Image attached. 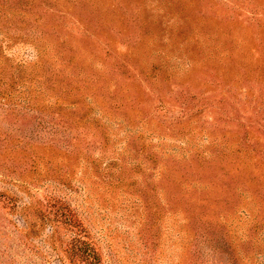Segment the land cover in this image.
I'll list each match as a JSON object with an SVG mask.
<instances>
[{
    "label": "rangeland",
    "instance_id": "obj_1",
    "mask_svg": "<svg viewBox=\"0 0 264 264\" xmlns=\"http://www.w3.org/2000/svg\"><path fill=\"white\" fill-rule=\"evenodd\" d=\"M78 236L264 264V0H0V264Z\"/></svg>",
    "mask_w": 264,
    "mask_h": 264
},
{
    "label": "trees",
    "instance_id": "obj_2",
    "mask_svg": "<svg viewBox=\"0 0 264 264\" xmlns=\"http://www.w3.org/2000/svg\"><path fill=\"white\" fill-rule=\"evenodd\" d=\"M57 211L63 218L66 217L74 221L78 220L77 214L68 206H58ZM75 223L77 222H74V224ZM77 226H79V224H77ZM69 251L83 264H100V256L95 250L94 245L84 236L75 237L71 242V248Z\"/></svg>",
    "mask_w": 264,
    "mask_h": 264
}]
</instances>
